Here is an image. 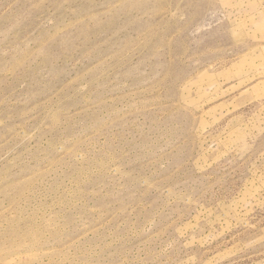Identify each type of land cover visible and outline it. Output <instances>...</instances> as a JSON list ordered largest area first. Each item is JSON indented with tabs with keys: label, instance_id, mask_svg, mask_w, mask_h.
Segmentation results:
<instances>
[{
	"label": "rangeland",
	"instance_id": "rangeland-1",
	"mask_svg": "<svg viewBox=\"0 0 264 264\" xmlns=\"http://www.w3.org/2000/svg\"><path fill=\"white\" fill-rule=\"evenodd\" d=\"M0 264H264V0H0Z\"/></svg>",
	"mask_w": 264,
	"mask_h": 264
}]
</instances>
